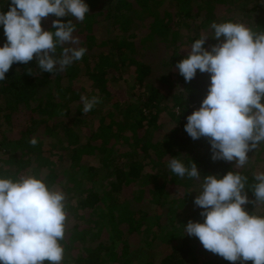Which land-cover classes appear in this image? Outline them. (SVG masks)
<instances>
[{"label": "trees", "instance_id": "trees-1", "mask_svg": "<svg viewBox=\"0 0 264 264\" xmlns=\"http://www.w3.org/2000/svg\"><path fill=\"white\" fill-rule=\"evenodd\" d=\"M0 1L7 4L1 3L0 10L7 12L10 0ZM86 3L90 12L84 21H73L77 46L87 50L80 61L62 73L36 74L34 58L28 64L14 63L0 81V153L7 154L12 167L3 176L36 174L67 194L62 264H241L206 251L197 238L184 235L189 220L203 222L201 209L194 205L198 182L176 177L167 161L175 156L185 163L194 160L202 177L223 176L235 162L213 161L209 141L193 140L185 132L187 116L207 95L210 76L198 71L187 83L175 65L201 32L211 34L213 21H239L264 31V15L255 17L264 0ZM53 19L50 15L42 20L45 30ZM5 41L0 26V46ZM216 42L209 37L205 47ZM109 74L122 86H102L99 97L107 99L108 110L100 107L84 114L80 98L90 87L68 82L77 76L100 89V79ZM9 143L16 146L5 147ZM262 154L264 150L257 153L260 161ZM233 170L253 182L246 168ZM245 190L254 200L252 190ZM244 207L255 210L253 203ZM196 255L201 256L197 261Z\"/></svg>", "mask_w": 264, "mask_h": 264}, {"label": "clouds", "instance_id": "clouds-1", "mask_svg": "<svg viewBox=\"0 0 264 264\" xmlns=\"http://www.w3.org/2000/svg\"><path fill=\"white\" fill-rule=\"evenodd\" d=\"M89 12L86 0H10L9 10H0L6 37L0 46V81L14 63L35 58L36 74H57L80 61L87 50L77 46L73 21H84ZM50 15L56 19L45 30L42 20ZM65 16L73 19L64 21ZM210 29L184 49L187 55L175 65L187 83L198 71L210 76L207 95L187 116L184 130L193 140L209 141L213 161L235 162L233 169H240L248 164L249 152L264 144V31L233 20L213 21ZM209 37L217 41L210 48L205 47ZM80 99L84 114L101 103L98 95ZM176 112L181 114L179 108ZM30 143L36 145L37 139ZM167 167L176 177L198 182L194 205L203 222L189 220L184 235L227 261L264 264V171L254 172L249 184L247 175L233 169L202 177L194 160L185 163L179 156ZM249 203L255 205L251 213L244 207ZM67 224L62 189L36 174L0 175V264H62Z\"/></svg>", "mask_w": 264, "mask_h": 264}, {"label": "rangeland", "instance_id": "rangeland-1", "mask_svg": "<svg viewBox=\"0 0 264 264\" xmlns=\"http://www.w3.org/2000/svg\"><path fill=\"white\" fill-rule=\"evenodd\" d=\"M2 3V5L5 7L7 4L5 1L1 2L0 1V4ZM160 7V11H162L164 9L163 6H159ZM257 14H262L264 15V6L262 8L259 9V11L255 14V17L257 16ZM3 40V39H2ZM1 40V42H3ZM4 40H6V37L4 35ZM167 69V67H166ZM166 70L164 68V70H162V73L165 74ZM73 79H71L72 81L71 82H68L69 84H73V83H83L82 86H85V87H90V90L88 91H83V95H88L89 97L93 96V95H98L100 94V90L102 89V86L106 83H109V84H114L116 85V88H119L122 86V82H119L117 80H115V78L113 77V75H107V76H104L102 77L100 80V89L97 88V86H93L92 87V83L89 81V79H84L80 77H77V76H73L72 77ZM92 87V88H91ZM109 105L107 104V99L102 101L101 100V103H99L98 105H96L92 110L94 111L95 108H96V112H98L99 108L102 107V110L103 111H107L108 110V107ZM78 107V102L75 101L72 103V108H73V111L76 110V108ZM16 145L14 143H9V145H5V147H8L9 149H12L14 148ZM43 146H46V142ZM1 148V147H0ZM4 148V147H2ZM5 149V148H4ZM3 149V150H4ZM260 150H264V144H261L255 151H250L249 152V162L248 164H246L244 166V168H246L249 172L251 173H254V172H257V171H263V167H264V154H262V160L260 161L259 160V156L257 155L258 151ZM6 158H7V154L5 156H2L1 153H0V175L3 176L4 172H9V170L12 168L11 167V164H9L7 161H6ZM96 161V164L102 166L103 163H101L98 159L96 160L95 158L93 159ZM104 170L105 168H102V172H101V175L105 174L104 173ZM194 188V187H193ZM197 188H195L196 190ZM187 212L190 210V206L189 207H185ZM197 256V255H196ZM195 256V257H196ZM201 256H197L196 257V261L198 259H200ZM67 264H71V263H67Z\"/></svg>", "mask_w": 264, "mask_h": 264}]
</instances>
